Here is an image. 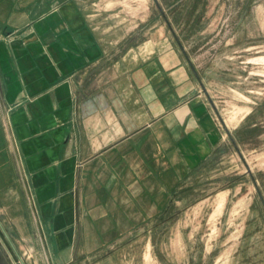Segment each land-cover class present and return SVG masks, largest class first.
Returning a JSON list of instances; mask_svg holds the SVG:
<instances>
[{
    "label": "crops",
    "instance_id": "1",
    "mask_svg": "<svg viewBox=\"0 0 264 264\" xmlns=\"http://www.w3.org/2000/svg\"><path fill=\"white\" fill-rule=\"evenodd\" d=\"M109 54L75 0H0V264H45L39 246L51 264H82L144 219L143 201L163 198L150 128L192 126L194 110L178 102L188 91L157 82L152 64L129 74Z\"/></svg>",
    "mask_w": 264,
    "mask_h": 264
},
{
    "label": "rangeland",
    "instance_id": "2",
    "mask_svg": "<svg viewBox=\"0 0 264 264\" xmlns=\"http://www.w3.org/2000/svg\"><path fill=\"white\" fill-rule=\"evenodd\" d=\"M75 2L129 74L152 64L160 84L181 80L188 92L178 102L196 118L190 127L173 118L151 126L163 198L143 201L144 219L82 264H264V0ZM9 113L1 114L5 128ZM24 199L40 241L35 202L28 191Z\"/></svg>",
    "mask_w": 264,
    "mask_h": 264
}]
</instances>
